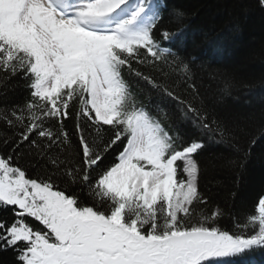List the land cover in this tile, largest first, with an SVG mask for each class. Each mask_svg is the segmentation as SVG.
<instances>
[{
  "label": "snow or ice",
  "instance_id": "obj_1",
  "mask_svg": "<svg viewBox=\"0 0 264 264\" xmlns=\"http://www.w3.org/2000/svg\"><path fill=\"white\" fill-rule=\"evenodd\" d=\"M185 18L163 0H0V122L14 130L0 140L10 148L0 155V209L12 213L0 216V251L15 264H234L264 251V196L239 214L214 205L200 185L205 140L186 139L125 78L246 160L256 139L240 146L197 87L196 57L172 47L184 42ZM234 87L224 78L215 103Z\"/></svg>",
  "mask_w": 264,
  "mask_h": 264
},
{
  "label": "trees",
  "instance_id": "obj_2",
  "mask_svg": "<svg viewBox=\"0 0 264 264\" xmlns=\"http://www.w3.org/2000/svg\"><path fill=\"white\" fill-rule=\"evenodd\" d=\"M169 11L180 8L186 13L183 44L172 45L185 58L196 57L191 65L195 82L202 96L209 101L214 113L225 120L235 130L241 147L248 150L255 138L246 160L243 153L236 152L225 143L208 142L206 135L190 122L181 119L177 105L139 78L125 71V78L133 84L139 99L150 108L159 105L168 113L166 123L180 130L186 139L203 138L205 148L197 159L204 171L200 178L201 190L210 196L214 205H219L226 213L239 214L250 210L260 196H264V10L259 9L255 0H163ZM171 17L165 14V24ZM169 46V45H166ZM149 72L148 69H142ZM159 77L160 74L150 72ZM229 78L235 87L231 95H225L220 103H215L223 79ZM244 85L253 86L245 88ZM186 86L182 85V88ZM20 90L10 96L17 98ZM66 130L76 142L74 120H65ZM14 130L0 122V140L12 137ZM10 154V148L0 143V155ZM114 159V154L109 155ZM236 161V164L229 163ZM243 162V167L239 164ZM18 164L29 177L35 178L36 169L31 166V158L22 155ZM63 186V185H61ZM235 192L233 198L231 193ZM11 209H0V216L11 218ZM30 223L43 227L38 221L28 218ZM221 225L231 228L232 220L225 215ZM264 264V251L257 250L239 258L234 264ZM0 264H15L11 250L0 251Z\"/></svg>",
  "mask_w": 264,
  "mask_h": 264
}]
</instances>
